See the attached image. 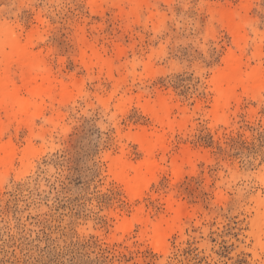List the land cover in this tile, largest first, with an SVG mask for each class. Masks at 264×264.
I'll list each match as a JSON object with an SVG mask.
<instances>
[{
  "label": "rangeland",
  "instance_id": "1",
  "mask_svg": "<svg viewBox=\"0 0 264 264\" xmlns=\"http://www.w3.org/2000/svg\"><path fill=\"white\" fill-rule=\"evenodd\" d=\"M0 79V264H264V0H0Z\"/></svg>",
  "mask_w": 264,
  "mask_h": 264
},
{
  "label": "bare ground",
  "instance_id": "2",
  "mask_svg": "<svg viewBox=\"0 0 264 264\" xmlns=\"http://www.w3.org/2000/svg\"><path fill=\"white\" fill-rule=\"evenodd\" d=\"M10 48H11V52L13 54H16V53L23 54L25 52L24 49H20L19 46L16 45V43H12L10 45ZM221 78L223 81H225L227 83L229 88L230 87L232 88L236 84V83H234V82H236L235 78L229 77L227 75H222ZM5 85H6V81H4L3 79H0V92L3 94L2 98H0V102H1V100L3 101L5 99L4 98L5 97L4 96L5 95V90H4ZM43 85H44L43 82L35 83L31 87L32 93L35 95H39L43 91V88H44ZM16 101H17L18 106L22 110V113L24 115H26L29 112L30 102L24 101V100H19V99H16ZM149 148L151 149V148H153V146H150ZM152 171H153V163L148 160L144 163L143 172L141 173V175H150L152 173ZM119 175H125L123 168H120ZM144 183H145V177L140 176L136 180L128 182V187L131 191H137L144 185ZM156 236H157V241L161 240L163 237V232L161 233V232L157 231Z\"/></svg>",
  "mask_w": 264,
  "mask_h": 264
}]
</instances>
